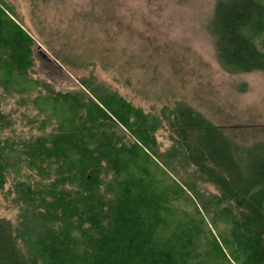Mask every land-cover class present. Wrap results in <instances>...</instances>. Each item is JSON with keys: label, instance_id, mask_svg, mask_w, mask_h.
I'll return each mask as SVG.
<instances>
[{"label": "trees", "instance_id": "1", "mask_svg": "<svg viewBox=\"0 0 264 264\" xmlns=\"http://www.w3.org/2000/svg\"><path fill=\"white\" fill-rule=\"evenodd\" d=\"M4 8L0 105L37 90L34 104L50 110L41 123L54 125L12 141L4 132L14 120L0 106V193L13 177L20 207L17 225L0 218V264H205L201 238L229 263L226 253L264 264V141L243 148L178 104L163 118L174 144L162 153L158 116L86 81L87 92L63 93L33 78V41ZM209 27L224 71L264 72V0H218ZM225 218L240 257L215 230Z\"/></svg>", "mask_w": 264, "mask_h": 264}, {"label": "rangeland", "instance_id": "2", "mask_svg": "<svg viewBox=\"0 0 264 264\" xmlns=\"http://www.w3.org/2000/svg\"><path fill=\"white\" fill-rule=\"evenodd\" d=\"M217 1L0 0V6L33 41V78L63 93L87 92L86 81L98 93L116 94L158 116L163 122L156 138L164 153L174 142L163 118L178 104L201 113L243 148L264 141V72L230 74L220 66L209 27ZM37 92L2 98L1 108L14 120L4 132L12 141L51 132L53 121L41 123L49 105L45 99L34 104ZM13 186L10 177L0 193V218L17 225L20 207ZM225 221L216 222L215 230L240 257L238 231L231 219ZM194 245L206 249L205 264H236L227 253L230 263L218 250H208L203 238Z\"/></svg>", "mask_w": 264, "mask_h": 264}]
</instances>
